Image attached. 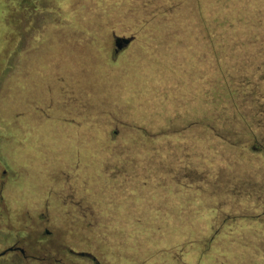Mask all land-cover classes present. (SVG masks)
<instances>
[{
  "label": "rangeland",
  "instance_id": "374dc122",
  "mask_svg": "<svg viewBox=\"0 0 264 264\" xmlns=\"http://www.w3.org/2000/svg\"><path fill=\"white\" fill-rule=\"evenodd\" d=\"M14 245L0 264H264V0H0Z\"/></svg>",
  "mask_w": 264,
  "mask_h": 264
},
{
  "label": "water",
  "instance_id": "95a60500",
  "mask_svg": "<svg viewBox=\"0 0 264 264\" xmlns=\"http://www.w3.org/2000/svg\"><path fill=\"white\" fill-rule=\"evenodd\" d=\"M132 41V38H116L114 41V46H115V54H117L119 51H121L124 47H126L127 45L130 44V42ZM12 248H8L5 251L0 253V257L4 256L7 252L12 251ZM79 255H84L83 253H80Z\"/></svg>",
  "mask_w": 264,
  "mask_h": 264
},
{
  "label": "flooded vegetation",
  "instance_id": "af4514ba",
  "mask_svg": "<svg viewBox=\"0 0 264 264\" xmlns=\"http://www.w3.org/2000/svg\"><path fill=\"white\" fill-rule=\"evenodd\" d=\"M46 233H48V232H46ZM9 248H12L13 250L12 251H10V252H18V253H20L24 258H26V252H25V250L24 249H22L21 247H18V246H16V245H14V246H12V247H9ZM10 252H7V253H10ZM6 253V254H7ZM5 254V255H6ZM4 255V256H5ZM81 256V255H80ZM1 257H3V256H1ZM81 257H85V258H87V259H92L93 261H94V258L91 256V255H89V254H84V255H82Z\"/></svg>",
  "mask_w": 264,
  "mask_h": 264
}]
</instances>
